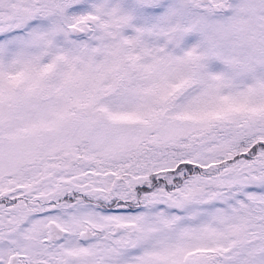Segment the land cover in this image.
<instances>
[{"label": "snow or ice", "instance_id": "6c2138e0", "mask_svg": "<svg viewBox=\"0 0 264 264\" xmlns=\"http://www.w3.org/2000/svg\"><path fill=\"white\" fill-rule=\"evenodd\" d=\"M0 264H264V0H0Z\"/></svg>", "mask_w": 264, "mask_h": 264}]
</instances>
